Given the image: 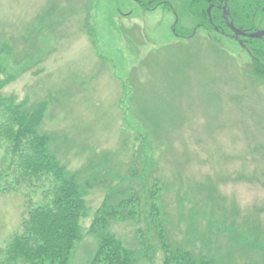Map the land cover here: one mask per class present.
I'll list each match as a JSON object with an SVG mask.
<instances>
[{
  "label": "rangeland",
  "instance_id": "374dc122",
  "mask_svg": "<svg viewBox=\"0 0 264 264\" xmlns=\"http://www.w3.org/2000/svg\"><path fill=\"white\" fill-rule=\"evenodd\" d=\"M173 21L131 0H0V93L43 106L39 131L84 193L70 264H90L110 191L138 197L108 228L136 264H163L154 215L214 264H264V65L214 31L176 39ZM48 183L0 192V249Z\"/></svg>",
  "mask_w": 264,
  "mask_h": 264
},
{
  "label": "trees",
  "instance_id": "16d2710c",
  "mask_svg": "<svg viewBox=\"0 0 264 264\" xmlns=\"http://www.w3.org/2000/svg\"><path fill=\"white\" fill-rule=\"evenodd\" d=\"M172 1L178 5L180 15L192 14L190 3L193 0ZM206 6L204 2L202 11L194 15L197 21L201 20L200 17L207 20ZM258 52L260 58L264 54V46ZM260 59L264 60V57ZM256 65L261 66V63L255 62L254 67ZM42 116L43 106H29L25 101L17 103L15 98L0 93V149L5 142L9 156L8 165L7 159L1 162L4 170L0 173V192L9 188V191H17L22 186L33 187L40 182L44 184L47 178L46 192L50 196L45 203L30 205L27 202L22 229L0 249V259H5L1 264H70L79 238L80 219L86 206L84 193L76 174L68 172L49 150V137L39 131ZM119 194L110 191L95 215L91 231L100 236V241L90 264H136L133 252L116 235L108 232L112 221L137 217L136 211L127 205L135 204L136 193L118 199ZM154 204L152 201L151 210ZM149 220L161 242L163 264H214L212 259L174 245L169 239L165 219L154 215Z\"/></svg>",
  "mask_w": 264,
  "mask_h": 264
},
{
  "label": "flooded vegetation",
  "instance_id": "af4514ba",
  "mask_svg": "<svg viewBox=\"0 0 264 264\" xmlns=\"http://www.w3.org/2000/svg\"><path fill=\"white\" fill-rule=\"evenodd\" d=\"M131 1L139 5L141 12H155L160 9L169 11L174 18L171 32L176 39L190 40L198 36L199 29L206 32L214 31L234 39L242 53H247L253 61L264 65V60L260 59L264 54L258 58V49L264 46V37L254 36L256 32L264 31V0H193L190 3L192 14L186 16L180 15L178 5H174L172 0ZM204 2L207 3L205 8L207 20L200 17L201 20L197 21L194 15L202 11L201 6ZM134 12L135 9L130 8L125 14L134 17L136 14ZM189 19L194 23L193 27ZM234 29L237 31L236 34Z\"/></svg>",
  "mask_w": 264,
  "mask_h": 264
},
{
  "label": "water",
  "instance_id": "95a60500",
  "mask_svg": "<svg viewBox=\"0 0 264 264\" xmlns=\"http://www.w3.org/2000/svg\"><path fill=\"white\" fill-rule=\"evenodd\" d=\"M208 14H209V16H210V8H208ZM234 31H235V34L237 33V31H236V29H234ZM254 36H256V37H259V38H262V37H264V31H258V32H256L255 34H254Z\"/></svg>",
  "mask_w": 264,
  "mask_h": 264
}]
</instances>
